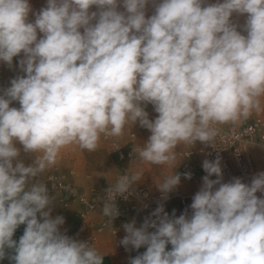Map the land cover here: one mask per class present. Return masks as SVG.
I'll return each mask as SVG.
<instances>
[{"label": "clouds", "instance_id": "obj_1", "mask_svg": "<svg viewBox=\"0 0 264 264\" xmlns=\"http://www.w3.org/2000/svg\"><path fill=\"white\" fill-rule=\"evenodd\" d=\"M120 2L47 0L30 22L29 0H0V62L11 67L23 53L26 73L0 95V259L7 248L15 264H103L94 247L61 233L64 218L51 217L52 197L37 179L62 148L95 151L101 135L120 136L138 121L151 132L140 158L171 164L179 144L212 145L215 125L264 111V0H122L123 12ZM149 3L154 13L146 18ZM93 5L98 12L90 13ZM233 13L247 14V35ZM149 103L154 120L142 106ZM17 143L38 154L32 164L19 159ZM202 167L191 215L169 216L160 205L141 227L123 226L122 245L146 246L130 264H264V198L256 195L264 172L250 185L222 183L219 157ZM180 179L174 173L157 183L164 199ZM140 180V173L121 175L110 185L102 208L110 222L119 215L116 196Z\"/></svg>", "mask_w": 264, "mask_h": 264}, {"label": "built area", "instance_id": "obj_2", "mask_svg": "<svg viewBox=\"0 0 264 264\" xmlns=\"http://www.w3.org/2000/svg\"><path fill=\"white\" fill-rule=\"evenodd\" d=\"M215 127L218 129V135L212 145L195 142L194 145L186 144L176 153L179 159L178 174L181 180L194 185L196 188L194 193L186 194L178 184L167 194V199H164L153 179L137 182L129 193L116 196L114 204L119 215L112 218L111 222L104 215L100 216L97 221H94L92 216L103 206L110 185L114 186L121 175L131 176L127 171L119 173L114 182L110 184L81 187L77 184L78 174L75 169L63 170L57 163L49 166L43 183L46 184L48 191L57 195V204L60 209L68 210L72 204L78 206L74 216L83 224L81 228L75 230L65 226L60 227L61 233L74 240L86 242L94 248L98 246L100 238L108 233L113 238L118 250H126L127 247L120 243L125 231L123 226L130 223L132 217L139 212L147 213L155 219L152 213L160 205H163L164 211L172 216L168 209V203L174 200L181 207H185L188 200L193 198L202 187V178L207 175L202 167L203 161L206 159L214 161L217 157L220 158L222 183L240 178L243 183L250 185L252 178L258 174L251 154V147L264 148V116L253 118L241 127L222 128L218 125ZM101 139L106 143L109 154L116 162H129L135 157V133H130L122 146L115 136L101 135ZM185 173H190L191 178H185ZM84 178L91 180L92 176L85 174ZM210 179H217V177L213 175ZM163 180L164 178L160 182ZM218 187L219 185L214 186V188ZM256 195L259 198H264V192L258 191ZM183 213L185 212L175 216L179 217Z\"/></svg>", "mask_w": 264, "mask_h": 264}, {"label": "rangeland", "instance_id": "obj_3", "mask_svg": "<svg viewBox=\"0 0 264 264\" xmlns=\"http://www.w3.org/2000/svg\"><path fill=\"white\" fill-rule=\"evenodd\" d=\"M218 0H206L207 4H215ZM222 2V0H220ZM29 3L32 8V12L29 14V21L34 22L35 15L34 13H39V11L47 6V0H29ZM205 5V6H206ZM118 11H125L122 5V0L118 5ZM91 12H98L97 6L93 5L90 8ZM154 13V7L151 3L146 6V18L150 17ZM246 15H240L237 13H233L231 17V22L237 25V30L241 32L243 35H247L246 32L243 31V26L246 21ZM95 23V21H93ZM81 33H83V28L80 29ZM43 36L42 33L38 31V39ZM24 57V54L21 53L17 57L13 58L12 66L9 67L6 63L0 62V81L4 79V89H7L11 86V80L16 78L17 76H25L26 73L21 71L19 67V61ZM15 59V60H14ZM3 72V77H1ZM3 93H0L2 95ZM261 105L264 108V98H261ZM145 111L148 113L149 119L154 120L158 113L154 111V106L152 104H145L142 105ZM10 107L19 108V102L13 101L10 104ZM264 116V111L259 113L253 112V114L247 120L238 121L236 124H223L218 125L222 128H227L229 126L234 127H241L244 123L252 120L253 118ZM130 133H135V145H136V154L135 157L129 162L118 163L116 160L109 154L108 148L106 143L100 138L98 142V146L95 151H88L86 149H82L78 144H70L61 149L56 163L63 169L67 170L69 168H73L76 171L84 170V172L91 174L93 177L100 179L102 182H110L112 181L119 173L122 171H127L130 175L135 173L141 174L142 182L146 179H153L154 182L157 184L161 181L162 178L170 176L172 174H178V167H179V159L176 155V159L171 164H163V165H153L146 161H143L138 151L140 148L143 147L151 135V132L144 127H141L139 122L137 121L133 124L131 121L125 126L122 135L115 136L119 144L122 146L127 141L128 135ZM197 144H200V141H196ZM18 144V143H17ZM186 144L181 143L176 148V153L180 149H182ZM21 148L20 159H22L23 163L26 166V163L32 164L35 158V155L38 154H30L24 153L22 149V145L19 147ZM251 154L253 157L254 165L256 168L257 173L264 172V148L260 146H252L251 147ZM24 160H23V158ZM46 170V169H45ZM43 173V172H42ZM41 173V174H42ZM40 174V175H41ZM39 175V177H40Z\"/></svg>", "mask_w": 264, "mask_h": 264}, {"label": "crops", "instance_id": "obj_4", "mask_svg": "<svg viewBox=\"0 0 264 264\" xmlns=\"http://www.w3.org/2000/svg\"><path fill=\"white\" fill-rule=\"evenodd\" d=\"M1 73H2L1 77H3L4 74L3 72ZM3 81L4 79H1L0 81V93H3V90H5ZM20 146L21 145L19 143L16 144V147L19 148ZM20 160L22 161V159ZM28 165L30 164L26 163V166ZM48 168L49 167H47L46 170H44L43 173L40 175V177L37 178L39 182L43 183L45 175L48 172ZM77 174H78V177L76 181H77V184H79V186L81 187H87V186H92V185L100 186L102 184H110L114 182V179H115L114 178L110 182H107V181L102 182L100 179L95 178L90 174L92 176V179L86 180L84 178V175L88 173L84 172V170H79V169L77 170ZM179 186L186 194H192L195 192V189H196L192 183L181 180V179H180ZM48 192H49V195L52 197V202H53V204L50 206L51 207V217L55 218L57 216H62L64 218L65 222L60 227L65 226L73 230L81 228L83 224H81L79 220L74 216V212L78 209V206L76 204H72V206L68 210H62L59 208L57 204V195L54 192H50V191ZM192 199L193 198L188 200L187 205L185 207H181L176 200L171 201L168 203V209L170 210L172 215H173V211H175V215L185 212V211H187L188 214L191 215L190 205L192 203ZM102 208L103 206H101L97 210V212L93 214L92 218L94 219V221H97L100 218V216L103 215ZM45 210H48V209H45ZM38 218H39V214H38ZM146 218H152V217L148 215L147 213L139 212L132 217L130 223L134 222L135 227L139 228L143 225ZM25 228H26V225L24 224L18 226V228L16 229L13 235V239L15 241L17 242L19 241L20 237L24 233ZM148 231L152 232V231H155V229L149 228ZM126 235L127 233L126 231H124L122 234V237L124 238ZM171 248H172L171 244L166 246V250H171ZM95 249L100 255L103 256V264H130V260L132 258H135L136 256L141 255L146 251V246H142L139 249H135L131 245H129L127 246L126 250L120 251L117 249L113 238L107 233L103 237L100 238L98 246ZM5 252H6V255L3 259H0V264H15V262L12 259H10V257L15 254L14 250L6 248Z\"/></svg>", "mask_w": 264, "mask_h": 264}]
</instances>
